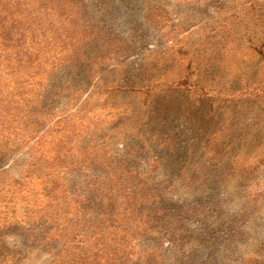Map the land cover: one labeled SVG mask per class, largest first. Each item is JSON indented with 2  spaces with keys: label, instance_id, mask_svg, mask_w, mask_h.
<instances>
[{
  "label": "rangeland",
  "instance_id": "rangeland-1",
  "mask_svg": "<svg viewBox=\"0 0 264 264\" xmlns=\"http://www.w3.org/2000/svg\"><path fill=\"white\" fill-rule=\"evenodd\" d=\"M17 1L0 264H264V0Z\"/></svg>",
  "mask_w": 264,
  "mask_h": 264
},
{
  "label": "trees",
  "instance_id": "trees-1",
  "mask_svg": "<svg viewBox=\"0 0 264 264\" xmlns=\"http://www.w3.org/2000/svg\"><path fill=\"white\" fill-rule=\"evenodd\" d=\"M23 2H24L23 0H18V1H17L18 6L21 5V4H23ZM50 3H53V2H50ZM49 8H50V7L48 6V7L46 8V11H47ZM11 32H12V36H10L8 30H6V34L2 32V33L0 34V37L4 40V42L6 41L9 45L12 44V48H13V47H15L17 44H19L20 41H21L20 39H19V40H18V39L16 40V39H13V38H17L18 35L20 34V32H22V31H21V29H20V26H19V27L14 26V27H12ZM22 33H23V32H22ZM5 36H6V37H9L10 39L5 38ZM19 45H20V44H19ZM14 49H16V48H14ZM16 50H17V49H16ZM261 53L264 55V53H263L262 51H261ZM23 55H26V54H18V55H17V57H19V58H18L19 61L23 59V58H22Z\"/></svg>",
  "mask_w": 264,
  "mask_h": 264
}]
</instances>
